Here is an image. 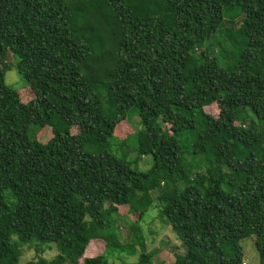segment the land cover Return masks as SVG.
<instances>
[{"label": "trees", "instance_id": "1", "mask_svg": "<svg viewBox=\"0 0 264 264\" xmlns=\"http://www.w3.org/2000/svg\"><path fill=\"white\" fill-rule=\"evenodd\" d=\"M8 54L26 93L5 83ZM131 110L128 160L109 139ZM155 203L184 248L170 264H244L248 238L264 264V0H0V264L25 248L26 264H110L129 246L122 207L153 264L140 222Z\"/></svg>", "mask_w": 264, "mask_h": 264}, {"label": "rangeland", "instance_id": "2", "mask_svg": "<svg viewBox=\"0 0 264 264\" xmlns=\"http://www.w3.org/2000/svg\"><path fill=\"white\" fill-rule=\"evenodd\" d=\"M79 4L76 5H80ZM82 5V4H81ZM234 15L228 11L225 12V22L227 20H236L239 17H233ZM233 20V21H234ZM238 27V26H237ZM236 29V26L234 27ZM219 32L216 36V42L221 45L227 44L232 47V43H235L239 37H235L233 34H221ZM239 41V40H238ZM218 50V48H216ZM5 62L8 67V71L5 74V83L14 90H22L26 93L28 83L20 76L17 69V59L8 54ZM206 112L214 117L219 114V109L216 104L207 107ZM135 110H131L127 116L125 123L120 129H117L115 135L109 139V147L112 153L118 157H127L128 160H133L137 155L131 154L132 149L136 145V136L142 131V126L139 122ZM33 128L36 137L42 142L48 141L52 132L50 129L37 130ZM124 141H128L127 144ZM154 160L151 156L141 159L136 164L137 170L140 172H147L153 166ZM121 218L118 222V231L121 237L122 245H129L128 247H122L118 251H106V259L110 264H139L140 250L130 248L135 239L132 233V226L137 219V215H133L129 212L128 207H122L119 209ZM117 218V217H116ZM140 229L144 241L147 246L148 253L153 256V264H170L175 262L178 256L184 255V248L181 240L172 231L171 227L166 225L159 217L158 204L155 203L148 211L147 215L140 222ZM98 250L103 249L102 244H98ZM244 249V264H260V258L255 246L254 238H248L241 242ZM58 255V251L55 245H51L47 248L43 255L47 259H53ZM37 254L34 249L25 248L24 254L21 258L20 264H26L30 260L36 259ZM81 264V263H80Z\"/></svg>", "mask_w": 264, "mask_h": 264}]
</instances>
